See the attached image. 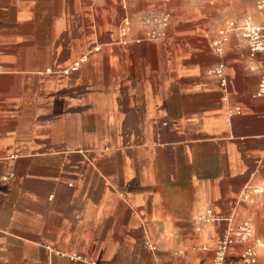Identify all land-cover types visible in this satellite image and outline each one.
I'll return each mask as SVG.
<instances>
[{
    "label": "crops",
    "instance_id": "0c3cea01",
    "mask_svg": "<svg viewBox=\"0 0 264 264\" xmlns=\"http://www.w3.org/2000/svg\"><path fill=\"white\" fill-rule=\"evenodd\" d=\"M257 3L0 0V264H214L231 216L264 264V191L243 197L264 185V51L231 31L226 89L210 73ZM164 10L166 37L139 41Z\"/></svg>",
    "mask_w": 264,
    "mask_h": 264
},
{
    "label": "built area",
    "instance_id": "2783aa9c",
    "mask_svg": "<svg viewBox=\"0 0 264 264\" xmlns=\"http://www.w3.org/2000/svg\"><path fill=\"white\" fill-rule=\"evenodd\" d=\"M123 1L124 7L128 10L131 0ZM257 6L264 14V0H258ZM171 18L172 14L167 10L145 18L142 23L147 25V29L144 31L145 33L143 36L138 40L157 41L166 37V28L169 26ZM133 23L132 15L127 13L120 23L121 41L123 43H129L132 41L129 37V33L132 31ZM231 31L239 32V34L248 40L252 54L264 51V23H256L250 16L245 17L241 22L234 19L228 21V23L219 30V37L213 42L215 51L221 59L210 70V73L220 80L221 86L225 89L228 85V77L226 73V62L223 57L226 51V43L229 39V33ZM257 94L259 96L264 95V73ZM235 112H241V108L238 107L230 110V113ZM249 191H264V185L246 187L243 190V197L246 196ZM219 218L220 217L214 209L209 207L197 216V221L200 224H212L219 220ZM227 219L229 222L227 229L221 236H219L215 247L214 264H232L229 261V251L231 247L235 245L243 246L240 264H258L259 249L255 244L256 230L253 222L249 219H245L236 223L234 216ZM153 248L155 247L153 246Z\"/></svg>",
    "mask_w": 264,
    "mask_h": 264
}]
</instances>
